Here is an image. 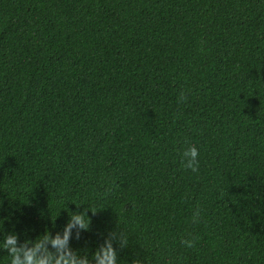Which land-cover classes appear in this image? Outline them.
<instances>
[{"label":"trees","instance_id":"obj_1","mask_svg":"<svg viewBox=\"0 0 264 264\" xmlns=\"http://www.w3.org/2000/svg\"><path fill=\"white\" fill-rule=\"evenodd\" d=\"M85 208L89 258L264 264V0H0V264Z\"/></svg>","mask_w":264,"mask_h":264},{"label":"clouds","instance_id":"obj_2","mask_svg":"<svg viewBox=\"0 0 264 264\" xmlns=\"http://www.w3.org/2000/svg\"><path fill=\"white\" fill-rule=\"evenodd\" d=\"M187 99L186 92L182 91L178 98V102L183 103ZM199 152L195 146L185 150L182 154L183 166L192 172L199 170ZM79 208V207H78ZM92 212L91 209L85 208L83 212L71 213L69 220L63 229V234L57 233L53 235L45 230L44 234L37 237L34 241L25 240L19 243L17 235L9 233L3 237L2 248L10 257V264H118V254L114 248V243L118 244L121 249L128 247V236L120 230L110 232L104 243L89 258L87 254L81 255L69 246L73 229L76 230L75 238L80 239L81 232H87L90 229L91 220L87 213ZM200 221V209L193 213L192 222ZM197 237L184 239L181 243L185 248H194ZM133 264H142L138 259Z\"/></svg>","mask_w":264,"mask_h":264}]
</instances>
